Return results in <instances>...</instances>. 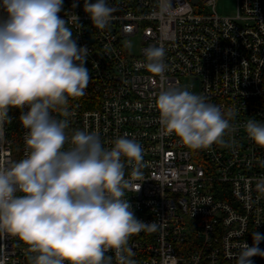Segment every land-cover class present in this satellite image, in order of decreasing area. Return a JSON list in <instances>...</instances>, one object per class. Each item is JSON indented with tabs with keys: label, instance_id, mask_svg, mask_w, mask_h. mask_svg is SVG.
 Masks as SVG:
<instances>
[{
	"label": "built area",
	"instance_id": "1",
	"mask_svg": "<svg viewBox=\"0 0 264 264\" xmlns=\"http://www.w3.org/2000/svg\"><path fill=\"white\" fill-rule=\"evenodd\" d=\"M217 1L107 0L116 11L103 30L93 26L84 0L76 7L64 0L58 13L79 17L80 26L69 27L89 53V86L68 98L69 134L95 132L109 149L127 136L143 148V176L135 181L141 187L127 198L138 220L159 228L129 238L137 264H236L243 243L251 247L254 232L264 236V147L244 127L250 118L264 122V0H236L234 15H220ZM151 45L165 49L164 81L144 67ZM167 87L205 96L225 114L232 109L225 143L191 150L167 134L155 103ZM8 114L0 141L5 163L25 155L20 110ZM132 170L126 163L125 178ZM28 255L18 238L0 235V264H29Z\"/></svg>",
	"mask_w": 264,
	"mask_h": 264
},
{
	"label": "clouds",
	"instance_id": "2",
	"mask_svg": "<svg viewBox=\"0 0 264 264\" xmlns=\"http://www.w3.org/2000/svg\"><path fill=\"white\" fill-rule=\"evenodd\" d=\"M63 2H0L6 14L0 18V141L5 123L12 122L10 109L20 110L26 129L24 158L0 161V235L22 241L29 264H113L114 259L137 264L129 238L159 228L155 221L138 220L127 198L141 187L135 181L143 176V148L127 136L109 149L95 132L75 129L69 134L68 98L85 94L90 74L88 49L78 46L69 27L80 26L79 17L61 18ZM84 11L103 30L116 9L107 0H84ZM143 51L144 67L164 81L165 49L151 45ZM155 103L162 128L191 150L224 144L232 129L225 118L234 115L232 109L225 114L188 90L162 88ZM244 127L249 139L264 147V122L250 118ZM126 163L133 165L129 178ZM252 239L251 247L241 246L236 264L264 257L259 248L264 236L254 232Z\"/></svg>",
	"mask_w": 264,
	"mask_h": 264
},
{
	"label": "rangeland",
	"instance_id": "3",
	"mask_svg": "<svg viewBox=\"0 0 264 264\" xmlns=\"http://www.w3.org/2000/svg\"><path fill=\"white\" fill-rule=\"evenodd\" d=\"M215 9L220 15H234L236 11V0H218Z\"/></svg>",
	"mask_w": 264,
	"mask_h": 264
},
{
	"label": "trees",
	"instance_id": "4",
	"mask_svg": "<svg viewBox=\"0 0 264 264\" xmlns=\"http://www.w3.org/2000/svg\"><path fill=\"white\" fill-rule=\"evenodd\" d=\"M253 264H264V261H253Z\"/></svg>",
	"mask_w": 264,
	"mask_h": 264
},
{
	"label": "water",
	"instance_id": "5",
	"mask_svg": "<svg viewBox=\"0 0 264 264\" xmlns=\"http://www.w3.org/2000/svg\"><path fill=\"white\" fill-rule=\"evenodd\" d=\"M197 1H198V0H192V2H193L194 4H196V3H197Z\"/></svg>",
	"mask_w": 264,
	"mask_h": 264
}]
</instances>
